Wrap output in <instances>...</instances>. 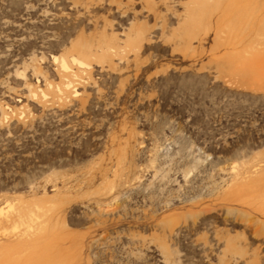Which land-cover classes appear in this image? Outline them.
<instances>
[{"label": "rangeland", "instance_id": "374dc122", "mask_svg": "<svg viewBox=\"0 0 264 264\" xmlns=\"http://www.w3.org/2000/svg\"><path fill=\"white\" fill-rule=\"evenodd\" d=\"M189 3L0 0V255L264 264V0Z\"/></svg>", "mask_w": 264, "mask_h": 264}, {"label": "bare ground", "instance_id": "6f19581e", "mask_svg": "<svg viewBox=\"0 0 264 264\" xmlns=\"http://www.w3.org/2000/svg\"><path fill=\"white\" fill-rule=\"evenodd\" d=\"M207 1L209 0H189V6H190V9H191V12L190 14H188V22L193 25L197 22H199V19H200V16L205 13L204 11L206 10L207 8ZM213 1V0H212ZM217 1V0H216ZM219 1V0H218ZM236 2V1H235ZM214 7V6H213ZM209 9V8H208ZM215 9L216 6H215ZM214 9V10H215ZM209 11V10H208ZM207 11V12H208ZM213 11V10H212ZM205 15V14H204ZM206 16V15H205ZM202 17V16H201ZM210 17V16H209ZM203 20V19H202ZM205 20V18H204ZM201 22V21H200ZM205 23V22H204ZM205 26V25H204ZM249 27V26H248ZM258 31V30H256ZM255 43L257 46H260V45H264V33L263 34H258L256 37H255ZM86 53V52H85ZM76 61V60H75ZM60 66L62 69L66 70L68 69V66H67V63L65 60H61L60 61ZM69 85V84H68ZM67 94V93H66ZM30 228H28L27 231H25L24 233V237L16 240V241H11L9 240V242L11 243V246L15 245L16 243L18 242H23V243H28L30 242L31 238H29V230ZM36 231V229H35ZM38 232V231H37ZM43 236V235H41ZM41 236H37L35 237L36 238V244H34L33 246L27 248V249H24L26 251H28L25 255L23 256H20L21 252L20 250L18 249H9V250H6L5 251V254L2 253L0 255V264H30L32 262L33 263H36L38 264L40 259H41V255L43 256V263H48V261L46 260L45 258V250L43 249V244L41 243ZM19 238V237H18ZM29 238V239H28ZM14 240V239H13ZM60 263V262H59ZM64 263V262H63ZM50 264H58V263H55V262H52ZM61 264V263H60Z\"/></svg>", "mask_w": 264, "mask_h": 264}]
</instances>
